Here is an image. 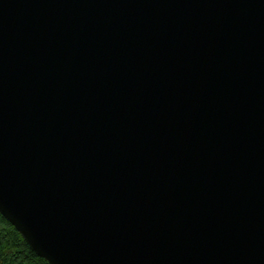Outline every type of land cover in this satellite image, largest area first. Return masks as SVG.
Returning a JSON list of instances; mask_svg holds the SVG:
<instances>
[{"label": "water", "instance_id": "obj_1", "mask_svg": "<svg viewBox=\"0 0 264 264\" xmlns=\"http://www.w3.org/2000/svg\"><path fill=\"white\" fill-rule=\"evenodd\" d=\"M0 213L49 264H264V0H0Z\"/></svg>", "mask_w": 264, "mask_h": 264}, {"label": "trees", "instance_id": "obj_2", "mask_svg": "<svg viewBox=\"0 0 264 264\" xmlns=\"http://www.w3.org/2000/svg\"><path fill=\"white\" fill-rule=\"evenodd\" d=\"M0 264H49L1 213Z\"/></svg>", "mask_w": 264, "mask_h": 264}]
</instances>
